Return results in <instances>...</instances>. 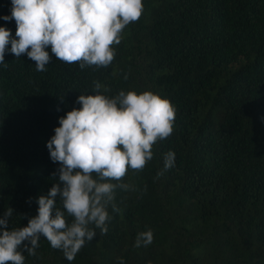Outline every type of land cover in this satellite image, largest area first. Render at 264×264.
<instances>
[{
	"label": "trees",
	"instance_id": "16d2710c",
	"mask_svg": "<svg viewBox=\"0 0 264 264\" xmlns=\"http://www.w3.org/2000/svg\"><path fill=\"white\" fill-rule=\"evenodd\" d=\"M142 2L108 67L81 69L49 47L52 59L41 72L7 46L0 64V218L13 209L11 230L38 214V197L58 179L47 142L59 118L82 107L80 95L98 94L95 82L108 97L151 91L175 107L173 131L153 145L142 171L129 169L119 182L135 190H115L107 233L96 228L72 261L41 236L35 256L21 249L24 264H264V0ZM11 8V0H0V27L16 38L15 20L2 19ZM169 151L174 166L157 179ZM149 229L152 244L135 247Z\"/></svg>",
	"mask_w": 264,
	"mask_h": 264
},
{
	"label": "clouds",
	"instance_id": "9594fccd",
	"mask_svg": "<svg viewBox=\"0 0 264 264\" xmlns=\"http://www.w3.org/2000/svg\"><path fill=\"white\" fill-rule=\"evenodd\" d=\"M11 4V16L2 19L15 20L16 38L0 27V64L11 44L12 54L17 58L26 54L41 72L52 59L49 47L58 60L79 63L81 69L108 67L116 54L113 45L121 42L124 28L138 21L144 9L142 0H11ZM100 89L95 82L98 94L80 95L76 103L82 107L60 117V126L47 142L50 159L59 164L52 174L58 179L38 197V214L27 226L11 230L13 209L0 218V264H24L21 249L35 256L41 236L53 249L62 250L68 261L74 260L94 239L96 228L107 233V208L115 190H135L119 183L129 169L142 171L153 158V145L172 134L176 109L168 99L134 90L108 97L99 94ZM174 162L175 153L169 151L157 179ZM57 198L63 210L57 207ZM112 209L119 211L114 204ZM66 216L73 218L70 224ZM153 238L151 229L141 232L134 246L151 245ZM119 264H124L122 258Z\"/></svg>",
	"mask_w": 264,
	"mask_h": 264
},
{
	"label": "rangeland",
	"instance_id": "374dc122",
	"mask_svg": "<svg viewBox=\"0 0 264 264\" xmlns=\"http://www.w3.org/2000/svg\"><path fill=\"white\" fill-rule=\"evenodd\" d=\"M169 1H171V0H164L165 3H168Z\"/></svg>",
	"mask_w": 264,
	"mask_h": 264
}]
</instances>
